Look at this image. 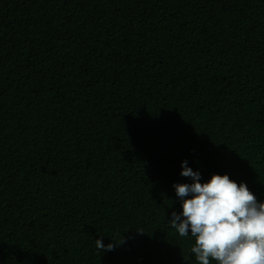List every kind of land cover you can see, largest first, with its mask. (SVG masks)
Here are the masks:
<instances>
[{
  "label": "trees",
  "instance_id": "1",
  "mask_svg": "<svg viewBox=\"0 0 264 264\" xmlns=\"http://www.w3.org/2000/svg\"><path fill=\"white\" fill-rule=\"evenodd\" d=\"M183 161L264 202V0H0V264H196Z\"/></svg>",
  "mask_w": 264,
  "mask_h": 264
},
{
  "label": "clouds",
  "instance_id": "2",
  "mask_svg": "<svg viewBox=\"0 0 264 264\" xmlns=\"http://www.w3.org/2000/svg\"><path fill=\"white\" fill-rule=\"evenodd\" d=\"M181 168V176L193 182L173 185L182 212H173L170 224L181 238L191 233L196 264H264V202L226 174L200 183L187 161ZM95 246L101 253L114 250L101 240Z\"/></svg>",
  "mask_w": 264,
  "mask_h": 264
}]
</instances>
